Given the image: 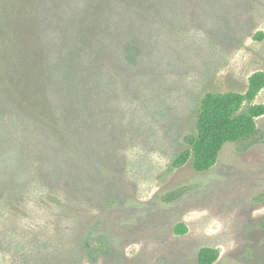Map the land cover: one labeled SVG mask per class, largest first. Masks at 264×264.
Wrapping results in <instances>:
<instances>
[{"label": "rangeland", "instance_id": "obj_1", "mask_svg": "<svg viewBox=\"0 0 264 264\" xmlns=\"http://www.w3.org/2000/svg\"><path fill=\"white\" fill-rule=\"evenodd\" d=\"M226 3L168 42L174 68L155 95L135 78L111 104L110 162L91 164L92 192L35 175L0 180V264H197L203 247L219 250L212 264H264V140L226 143L203 171L172 166L204 94L244 92L264 71V0Z\"/></svg>", "mask_w": 264, "mask_h": 264}, {"label": "trees", "instance_id": "obj_2", "mask_svg": "<svg viewBox=\"0 0 264 264\" xmlns=\"http://www.w3.org/2000/svg\"><path fill=\"white\" fill-rule=\"evenodd\" d=\"M1 2L0 180L35 175L89 192L91 164L110 162V112L124 87L137 78L155 95L159 79L174 68L168 42L176 33L188 38L194 25L205 24V10L218 16L227 5V0ZM132 46L149 75L131 61ZM151 77L155 83L147 80ZM262 89L264 71L258 70L244 92L207 91L196 131L186 136L188 146L172 166L191 160L203 171L226 143L263 141L257 119L264 103L254 102ZM218 255L217 248L203 247L197 264H212Z\"/></svg>", "mask_w": 264, "mask_h": 264}]
</instances>
